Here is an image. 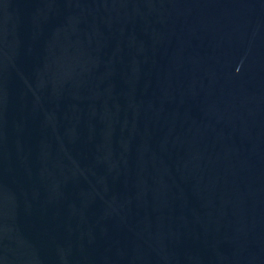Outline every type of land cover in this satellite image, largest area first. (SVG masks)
<instances>
[{
  "label": "water",
  "instance_id": "95a60500",
  "mask_svg": "<svg viewBox=\"0 0 264 264\" xmlns=\"http://www.w3.org/2000/svg\"><path fill=\"white\" fill-rule=\"evenodd\" d=\"M0 264H264V0H0Z\"/></svg>",
  "mask_w": 264,
  "mask_h": 264
}]
</instances>
